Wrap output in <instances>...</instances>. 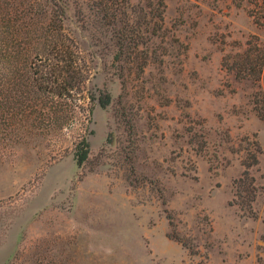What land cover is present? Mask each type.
<instances>
[{
    "label": "rangeland",
    "instance_id": "rangeland-1",
    "mask_svg": "<svg viewBox=\"0 0 264 264\" xmlns=\"http://www.w3.org/2000/svg\"><path fill=\"white\" fill-rule=\"evenodd\" d=\"M165 3L163 29L143 32L144 73L128 53L114 60L88 9L69 15L87 89L112 103L63 132L0 126V264H264V122L252 86L222 68L264 35L243 0ZM251 154L256 197L242 209Z\"/></svg>",
    "mask_w": 264,
    "mask_h": 264
},
{
    "label": "trees",
    "instance_id": "trees-1",
    "mask_svg": "<svg viewBox=\"0 0 264 264\" xmlns=\"http://www.w3.org/2000/svg\"><path fill=\"white\" fill-rule=\"evenodd\" d=\"M81 2L0 0V126L46 125L63 132L75 124L78 114L90 115L97 105L105 108L112 103L110 94L98 97L87 89L91 66L68 24L71 12L81 17L88 9L115 48L114 60L119 62L128 53L129 61L144 73L147 63H137L138 50L150 39L143 32L151 31L152 38L163 29L165 0H84L86 8ZM243 2L264 35V0ZM222 68L238 83L252 86L249 103L264 122V39L250 36L243 46L223 56ZM80 145L87 148L78 154L83 163L89 143L83 138ZM258 164L256 154H251L243 162L242 177L235 181L233 202L242 209L251 208L255 200L251 169Z\"/></svg>",
    "mask_w": 264,
    "mask_h": 264
}]
</instances>
